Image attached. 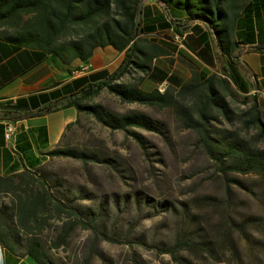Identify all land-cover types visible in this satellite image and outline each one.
I'll return each mask as SVG.
<instances>
[{"label": "trees", "instance_id": "16d2710c", "mask_svg": "<svg viewBox=\"0 0 264 264\" xmlns=\"http://www.w3.org/2000/svg\"><path fill=\"white\" fill-rule=\"evenodd\" d=\"M148 1L161 11L149 8ZM164 28L182 37L188 50L193 49L187 41L188 31L199 35L201 41L200 31L204 29L214 42L220 74L225 77L205 76L192 70L191 79L176 88L163 92L143 89L140 81L151 73L153 60L174 51L173 46L157 43L160 29ZM0 38L35 50L39 58L49 55L65 66L76 61L87 64L95 50L106 47L123 54L121 63L111 73L103 70L73 79L65 97L37 110L16 113L11 106H2L0 120L17 121L74 108L78 117L67 125L66 131L79 124L81 115H87L111 131L128 133L142 145L141 136L131 129L163 128L161 122L142 113H114L93 102L107 91L124 104L172 109L181 126L196 134L197 142L222 175L254 174L264 179V148L259 146L264 137L260 107L255 96L236 93L228 81L233 76L231 70L223 62L227 58L251 75L249 67L239 59L240 50L246 46L248 50L264 52V0H0ZM219 87L232 100L250 104V120L242 119V124L255 128V138L247 140L237 129L216 125L219 118L228 125L235 120V112ZM187 99L189 103L184 102ZM27 145H18V150L26 155L29 170L0 176V198H7L0 202V242L9 251L28 256L37 264H56L50 250L67 245L77 226L94 235L98 215L93 207L74 204L79 196L78 186L64 188L63 180L41 175L40 167L45 157L81 161L93 158L74 148L46 150L45 139L40 146L46 150L40 153L41 159H31ZM181 209L182 218L190 221L187 206L184 204ZM50 221H61L62 225L57 227L56 238L49 247L43 232L51 226Z\"/></svg>", "mask_w": 264, "mask_h": 264}, {"label": "rangeland", "instance_id": "374dc122", "mask_svg": "<svg viewBox=\"0 0 264 264\" xmlns=\"http://www.w3.org/2000/svg\"><path fill=\"white\" fill-rule=\"evenodd\" d=\"M176 37L172 33L176 69L192 77L195 69L188 66L186 46L182 37L180 42ZM219 89L235 120L228 125L219 118L216 125L237 129L247 140L255 138V128L242 124V119L250 120V104L232 100ZM93 102L114 113H142L163 128L131 129L141 136L142 145L124 131H111L81 115L79 124L52 149H78L93 160L43 159L40 174L63 180L64 188L78 186L74 204L93 207L98 215L94 235L77 226L67 245L50 250L54 263L264 264L263 178L222 175L196 134L181 126L172 109L124 104L107 91ZM258 111L264 124V108ZM259 146L264 148V137ZM184 204L190 221L182 218ZM50 225L43 232L49 247L62 222L50 221Z\"/></svg>", "mask_w": 264, "mask_h": 264}, {"label": "crops", "instance_id": "0c3cea01", "mask_svg": "<svg viewBox=\"0 0 264 264\" xmlns=\"http://www.w3.org/2000/svg\"><path fill=\"white\" fill-rule=\"evenodd\" d=\"M146 5L152 10L161 11V8L151 1ZM153 15L155 16L156 13ZM204 32V29L200 31L203 36L200 41L199 35L192 30L188 31L187 41L193 47L189 50L186 48L188 66L205 76L216 75L222 79L225 76L220 74L214 42L211 36ZM172 33L169 28L160 29L157 43L163 47L167 45L172 47ZM172 55L173 51L169 56H159L153 60L151 73L140 81L143 89L163 87L166 90L176 88L190 80L191 75L188 77L176 69L177 62ZM122 58V53L106 47L95 50L87 64L76 61L70 66H65L49 55L39 58L35 50L17 47L0 38V117L3 111L1 107L4 105L11 106L16 113H27L53 103L67 95L68 85L73 79L103 70L111 73L119 66ZM239 59L249 67L251 75L235 62L224 58L225 66L233 75L231 80L228 79L229 83L239 95L255 96L259 107L264 108V52H254L244 46L240 50ZM83 66L87 67L85 72L74 76L73 72ZM68 70H71L70 74ZM77 117L78 113L74 108H67L17 121L0 120V176L5 177L21 173L25 169L29 170L26 155L18 150V145L28 144L29 148L26 151L30 152L29 157L41 159L40 153L51 150L59 144L66 133L67 125L74 123ZM6 123H12L15 128L11 141H6L4 138ZM45 139L47 147L43 150L40 146ZM0 264L37 263L28 256H20L9 251L0 242Z\"/></svg>", "mask_w": 264, "mask_h": 264}, {"label": "built area", "instance_id": "2783aa9c", "mask_svg": "<svg viewBox=\"0 0 264 264\" xmlns=\"http://www.w3.org/2000/svg\"><path fill=\"white\" fill-rule=\"evenodd\" d=\"M176 40L178 42H180L181 38L180 37H176ZM86 69H87V67L83 66L82 68H80L78 70H75L73 72V75L74 76H78V75L82 74L83 72H85ZM158 90L160 92H163L164 88L160 87ZM14 132H15V128H14L13 124L12 123H6L5 126H4V138H5V140L6 141H11L12 138H13Z\"/></svg>", "mask_w": 264, "mask_h": 264}]
</instances>
